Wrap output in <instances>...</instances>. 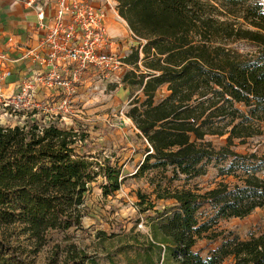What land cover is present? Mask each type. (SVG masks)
I'll return each mask as SVG.
<instances>
[{
  "label": "trees",
  "instance_id": "16d2710c",
  "mask_svg": "<svg viewBox=\"0 0 264 264\" xmlns=\"http://www.w3.org/2000/svg\"><path fill=\"white\" fill-rule=\"evenodd\" d=\"M113 1L133 35L145 41L148 73L131 83L140 85L143 98L135 96L128 113L148 144L138 172L171 173L156 183L154 194L157 201L175 204L155 211L159 223H153L150 244L181 264H222L230 257L234 264H264V234L226 239L207 259L193 251L220 220L242 219L264 208V156L236 151L264 129L263 5L242 4L243 18L253 27L243 29L213 19L204 0ZM239 2L226 5L236 9ZM240 40L253 49L233 48ZM126 60L136 64L139 48ZM163 86L167 96L155 101ZM214 138L225 143L215 146ZM86 139L54 122L0 125V230L7 234L0 240V264H29L18 262L8 238L24 236L40 246L50 231L81 229L86 195L99 176L104 197L121 189L125 178L113 156L78 152ZM210 166L223 179L216 187L171 189L181 178L189 183L206 175ZM230 177L236 182H225ZM139 200L141 208L147 205L142 211L154 210L145 195L139 193ZM86 259L90 256L77 254L68 264Z\"/></svg>",
  "mask_w": 264,
  "mask_h": 264
},
{
  "label": "rangeland",
  "instance_id": "374dc122",
  "mask_svg": "<svg viewBox=\"0 0 264 264\" xmlns=\"http://www.w3.org/2000/svg\"><path fill=\"white\" fill-rule=\"evenodd\" d=\"M116 10L118 3L113 0H90ZM228 0H204L206 13L219 22H228L243 29L253 27L243 18L242 4L260 2L264 8V0H240L238 8L227 7ZM127 23V22H126ZM128 25V24H127ZM123 42L126 45L116 47L115 51L121 55L131 56L139 48L140 60L128 63L116 73L108 77L93 74L86 79L72 97V103L67 111L58 114L53 110L58 97L48 95L42 91L37 95L41 101L40 108L45 113L33 114L32 111L17 112V118H11V110L0 104V125L25 124L38 121L54 122L61 129L78 131L87 135V139L79 144L78 152L86 155L114 157L122 167V177L125 178L119 191L104 197L101 184L103 177L90 185L86 195L82 228H71L68 231H50L43 245L36 246L34 240L28 241L24 236L8 238L17 248V260L29 261V264H68L74 256H90L83 264H181L165 253V249L153 247L150 242L153 238V223H159V214L165 207H172V200H156L155 185L165 182V175L159 171H148L144 174L138 172L144 161L147 142L128 117L131 108L130 102L135 96L143 98L139 84L131 85L133 78L146 75L142 45L145 41L138 40L127 27ZM233 48L244 53L253 48L245 40L233 43ZM128 59V58H127ZM167 86H163L155 94V101L166 97ZM55 102V103H53ZM8 116H5V112ZM57 115V116H56ZM46 123V124H47ZM215 146L225 143V138L212 139ZM239 153L256 152L264 156V129L260 136H256L245 145L238 146ZM154 180L155 184L151 181ZM217 170L210 166L206 175L186 183L184 178L173 183L171 189H192L195 186L203 190L216 187L218 182ZM227 183H234L232 177L225 179ZM139 193L145 195L155 204L152 211H142L147 205L139 206ZM152 217L153 220L149 218ZM158 218V219H156ZM155 219V220H154ZM264 234V208L256 209L245 218H231L220 220L219 223L204 233L193 248L203 259H207L216 251L226 239L238 238L241 241L250 240ZM5 230H0V240L6 239ZM79 258H76L78 261ZM234 258L225 259L222 264H234ZM19 264H22L21 262Z\"/></svg>",
  "mask_w": 264,
  "mask_h": 264
},
{
  "label": "built area",
  "instance_id": "2783aa9c",
  "mask_svg": "<svg viewBox=\"0 0 264 264\" xmlns=\"http://www.w3.org/2000/svg\"><path fill=\"white\" fill-rule=\"evenodd\" d=\"M22 3L36 11L38 29L43 33L36 45H12L0 50V104L11 110V118H17L16 113L23 110L42 113L41 101L37 99L42 91L51 95L53 101L58 97L53 110L64 114L73 102L72 97L91 75L108 77L126 65L129 55L115 51L122 41L108 31L107 6L90 0ZM16 67L20 74L13 83L10 79Z\"/></svg>",
  "mask_w": 264,
  "mask_h": 264
},
{
  "label": "crops",
  "instance_id": "0c3cea01",
  "mask_svg": "<svg viewBox=\"0 0 264 264\" xmlns=\"http://www.w3.org/2000/svg\"><path fill=\"white\" fill-rule=\"evenodd\" d=\"M94 4L99 5L96 2ZM107 25L111 36L121 41L125 38L128 25L115 9L109 11ZM42 33L38 29L35 10L27 8L22 0H0V50H7L12 45H36ZM124 45L126 44L122 41L121 47ZM18 54L19 52L15 53ZM14 72L10 79L13 83L18 79L20 68L16 67Z\"/></svg>",
  "mask_w": 264,
  "mask_h": 264
}]
</instances>
